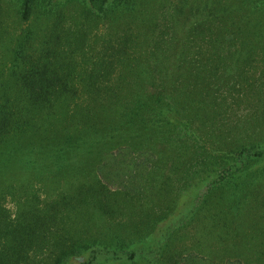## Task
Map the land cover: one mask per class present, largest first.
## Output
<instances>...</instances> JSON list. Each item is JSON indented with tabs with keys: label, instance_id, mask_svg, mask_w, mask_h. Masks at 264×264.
Segmentation results:
<instances>
[{
	"label": "trees",
	"instance_id": "16d2710c",
	"mask_svg": "<svg viewBox=\"0 0 264 264\" xmlns=\"http://www.w3.org/2000/svg\"><path fill=\"white\" fill-rule=\"evenodd\" d=\"M13 2L20 22L28 24L34 16L45 29L39 45L30 29L0 37V264H93L98 255L116 254L117 248L111 244L73 242L76 230L72 225L69 231L64 226L72 211H77V217L83 210H93L100 218L116 213L112 196L119 192L111 191L102 180L111 172L108 163L116 173L122 169L114 164L113 150L121 149L126 155L130 148H142L143 143L152 142L151 130L160 135L161 129H169L167 158L188 162L184 175L196 176L193 185L179 190V197L186 193L193 196L197 191L192 205L195 210L202 207L201 201L211 203L207 196L213 191L224 192L235 182L249 184L254 174L262 180L264 142L252 141L247 129L232 140H224L221 145L227 151L215 156L201 145L183 144L192 118L200 114L198 110H192L187 102L182 107L172 105V90L143 92L142 81L161 79L160 87L169 85L167 79L174 70L164 67L177 66L171 52L158 54L152 59L155 66L147 62L139 70L126 58L128 40L119 44L112 41L103 54L84 59L92 51L89 31L99 21L114 17L115 11L121 14L118 7L126 5L123 0ZM257 3L250 2L264 16V0ZM69 4L70 12L65 14L64 7ZM124 54L132 71H138L136 78L142 80H134L139 92L127 100L126 81L121 82L124 76L116 85L107 80L115 67L122 65ZM169 62L174 66L166 65ZM203 73L200 70L196 75L202 78ZM111 94L118 98L106 99ZM183 111L185 117L180 116ZM30 157L44 165L46 190L57 188L65 179L64 193L40 200L32 192L33 172L26 166ZM21 168L26 170L19 171ZM200 185L206 188L202 194ZM7 198L16 207L13 217L5 206ZM231 209L236 214L238 205ZM223 215L221 208L216 210L213 221L223 219ZM105 228L106 241L117 247L123 238L108 225ZM234 248L215 257L211 251L206 256L186 255L180 264H264L260 261L264 251L256 241H242ZM149 264L159 263L153 259ZM173 264L179 262L174 260Z\"/></svg>",
	"mask_w": 264,
	"mask_h": 264
},
{
	"label": "rangeland",
	"instance_id": "374dc122",
	"mask_svg": "<svg viewBox=\"0 0 264 264\" xmlns=\"http://www.w3.org/2000/svg\"><path fill=\"white\" fill-rule=\"evenodd\" d=\"M123 1L126 5L118 7L121 14L115 11L114 17L91 28L87 39L92 51L84 59L103 54L110 47L108 42L128 40L126 58L135 68L140 70L147 62L153 67L152 59L168 52L175 55L177 66L164 67L174 70L164 89L159 85L161 79L143 82L136 78L138 71H132L124 54L122 65L107 78L108 84L116 85L124 76L121 82L126 81L127 100L139 92L134 81L137 79L142 81L145 94L172 90V105L189 103L200 114L194 115L186 143L182 141L188 146L198 144L220 156L227 151L221 145L224 140L236 138L242 129H247L252 141L264 142V16L258 6L250 4L259 0ZM70 5L64 7L65 14L70 12ZM0 7L1 38L30 29L39 42L45 29L41 19L33 16L28 24L20 22L13 0H0ZM200 70L204 71L202 78L196 75ZM109 98L118 97L111 94ZM184 112L180 116L185 117ZM168 130L161 129L160 135L151 130L152 142L143 143L141 150L130 148L126 155L121 149L113 150L114 164L122 169L116 173L108 163L111 175L102 180L111 191L119 192L112 196L117 211L106 218L96 216L93 210H83L78 217L77 211L70 212L64 227L69 231L72 225L76 230L73 242L85 244L91 240L117 248L116 254L98 255L93 264H149L153 259L159 264H173L174 260L180 264L186 255L206 256L211 251L215 257L250 240L264 251V177L261 180L254 174L249 184L235 182L224 192L213 191L207 196L211 203L201 201L202 207L198 205L195 210L192 205L197 191L193 196L186 193L180 197L179 192L193 185L196 176L184 175L188 162L167 158ZM26 166L33 172L32 192L40 200L64 193L65 179L57 188L46 190L48 174L39 159L30 157ZM14 180L20 183L18 177ZM205 191L200 185L199 192ZM235 204L236 214L230 210ZM5 206L13 217L14 203L7 198ZM220 208L223 219L213 221L212 214ZM105 225L123 238L117 247L106 241ZM252 234L253 239L249 238ZM260 261L264 262V253Z\"/></svg>",
	"mask_w": 264,
	"mask_h": 264
}]
</instances>
